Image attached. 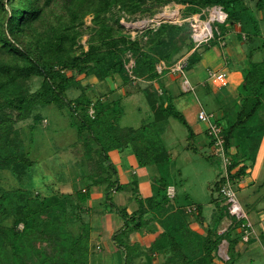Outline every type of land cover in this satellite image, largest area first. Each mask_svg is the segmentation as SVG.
<instances>
[{
  "label": "trees",
  "instance_id": "obj_1",
  "mask_svg": "<svg viewBox=\"0 0 264 264\" xmlns=\"http://www.w3.org/2000/svg\"><path fill=\"white\" fill-rule=\"evenodd\" d=\"M182 1L191 6L184 13L185 18L201 13L207 7L222 6L228 13L222 34L225 36L240 24L238 39L258 43L254 50L263 52L258 61L251 53L244 66L236 117L230 118L229 112H226L224 118L228 123L223 128L224 148L232 160L228 169L229 180L238 191L248 169L254 165L251 163L258 152L257 139L264 136V120L260 116L264 91L261 20L247 0ZM166 2L158 0L156 4L160 6ZM115 7L131 14H153L156 10L155 5L146 7L141 0H0V51L24 63L21 66L0 61V168L11 170L19 179L27 175L34 161L20 151L17 144L20 134L15 124L28 118L40 106L52 104L70 110L71 116L77 120L73 125L76 126L87 159H97V168L87 178L91 181L89 186L74 194L57 191L43 196L16 189L14 193L0 197V264H6L9 250L12 255L8 259H12V264H90L91 256L95 253L91 235L97 227L85 215L92 212L88 206L92 186L105 187V208L123 221L122 227L112 236V242L124 255L123 264H135L142 255L147 260L139 264H151L154 253L166 257L164 264H214L223 241L229 244V264H234L236 246L243 242L241 236H235L234 232L244 221L230 217L220 193L221 186L228 182L222 177L224 172L220 173L215 183L218 198H213L212 204L216 205L217 212L211 224L205 228L204 237L190 228L191 222L201 226L205 224L204 206L196 203L189 206V215L184 218L175 210V219L165 223L164 231L156 235L146 252L140 253L139 245L130 242L131 234L142 231L157 219V215L147 219L150 211L159 213L163 207L175 202L177 187L164 177L156 178L158 187L153 188V196L144 202L140 200L138 211L130 214L127 208L118 206L111 199V194L120 191L123 185L109 153L132 149L142 168L169 163V153L161 145L154 148L150 145L151 135L146 132L145 126L138 130H122L119 126L121 101L106 103L100 99L94 102L85 93L76 99H68L67 92L79 82L74 75L68 76L66 72L95 73L102 80L119 76L124 84H131L134 78L128 73L124 61L125 55L130 52L135 59L134 76L152 83L161 78L156 69L160 60L171 65L187 49L192 51L188 59L190 68L200 63L202 50L193 51L194 44H188L191 39L189 23L164 24L158 31H151L147 34L150 44L147 51L143 49L141 40H131L126 35L116 37L119 29L109 23L108 17ZM256 8L264 12V0H258ZM89 15L93 16L97 29H92L95 32L88 50H85L79 38L84 33V21ZM51 20L60 26L48 25ZM38 24L50 26V33H40ZM211 45L204 46V49H209ZM34 78L42 80L41 87L32 93L24 92L21 83ZM143 91L155 113L156 122L177 119L188 128L189 137H194L192 128L183 113L175 107L172 97L167 95V100H159L151 87ZM34 118L36 121L42 120L37 113ZM260 118L261 121L258 120ZM206 133L210 139L207 130ZM12 135L14 139H11ZM213 144L210 140L209 146L213 148ZM232 148L236 151L230 154ZM170 187H175L173 197L168 194ZM226 216L231 218L232 223L220 234L219 227ZM10 219H13L11 226L6 224ZM20 225H23V229H19Z\"/></svg>",
  "mask_w": 264,
  "mask_h": 264
},
{
  "label": "rangeland",
  "instance_id": "obj_2",
  "mask_svg": "<svg viewBox=\"0 0 264 264\" xmlns=\"http://www.w3.org/2000/svg\"><path fill=\"white\" fill-rule=\"evenodd\" d=\"M141 1L146 3V7H154L155 5L156 10L154 13L149 14L138 12L136 14H131L124 10L122 11L120 7H115L112 12L108 14V17L109 23L119 29L116 37L126 35L131 40H141L143 49L147 51L150 46L147 38L149 33L151 31H158V29L164 24L177 25L180 22L177 23L175 20L171 22L172 20L168 18V14L174 12L175 14H178V17L182 16V18H185L184 13H186L187 9L191 6L184 3L182 0H166L167 2L160 6L156 4L158 0ZM247 2L248 5L255 10L264 29V15H262V12L256 8L258 0H247ZM204 9H202V11ZM117 19L119 20L118 23ZM54 20L48 22V25L59 27L60 25L56 24ZM161 21L166 23H162L158 28V24ZM50 26H47L46 24L43 26L39 24L37 25L38 31L47 35L50 33ZM214 26H218L220 29L223 28V25L220 24H214ZM92 29L94 30L97 28L93 22V16L89 15L84 21V33L79 38V43L85 50H88L91 36L93 35V32H95ZM238 31H241V27L238 29L236 26L235 28L230 29V33H238ZM245 41L247 42L248 40ZM254 43L258 44L256 42ZM245 45L247 48H252L251 43ZM253 47L255 46L253 45ZM204 48L205 47L202 46L200 49L204 51ZM191 53L192 51L189 52L187 49H184L183 52L179 54L180 58L177 57V61L184 59L188 62ZM254 57L256 58V56ZM0 61L10 64L16 63L21 66L24 65V63L16 61L9 54H4L1 51ZM124 61L128 73L134 78L133 83L131 84H124L119 76L115 79L107 78L102 80L95 73L89 74L83 72L80 74L76 71H67L66 73L68 76L74 75L77 82H79V84H74L67 92L68 99H76L82 93H85L94 102L100 99L106 103L118 100L121 101L119 126L122 130L129 128L138 130L142 126H145L147 129L146 132L151 135L149 138L151 140L150 145L153 146V148L155 145H161L163 148L170 151L169 157L171 161L169 163L162 166L153 165L147 167L150 173L149 176L151 178L152 188H156V185L158 187V183H156L155 180L156 178L160 179L161 177H164L169 182L174 183L177 187L178 195L175 200L176 212L179 211V215L184 218L189 215L187 213L189 206L196 203L202 204L204 206V217L211 224L212 217L215 214L212 199L218 198V192L214 190V187L216 181L219 179L220 173L224 171L222 157L215 154V149L208 145L207 140L210 141V139H207L204 134H198V137H195V139L194 137L190 138L188 128L179 120L169 118L166 121L159 123L156 122L155 113L143 90L151 87L155 92V96L159 100H167V95L170 96L171 93L168 94L165 92L166 95L162 96L163 94H160L162 92L158 90L156 85L158 80L150 83L142 81L134 76L132 67L135 65V59L132 57V53L128 52L125 55ZM161 62L162 61L160 60L156 69H158ZM230 69L232 70V67H230ZM185 71L190 82L194 85H198L200 82L206 81V79L208 80L209 78V73L206 72V68L200 63L191 66L190 68L187 66ZM161 75H166L167 78L169 77L167 81L171 82L173 80L174 87H176V91H178L183 80L181 74L177 75L170 70H166ZM208 81L207 83H209ZM41 84V79L34 78L21 83V87L24 92L32 93L37 91L41 87ZM161 86H164V84ZM199 87L200 86L196 87L194 93H184L181 98V103H187L191 106V109L196 116L192 121L189 120L188 124L191 125L192 129L198 130L197 128H201L202 130L205 123L198 119V112L201 107V109L213 113L215 115L214 120L224 128L228 123L226 119L220 118L222 109L225 108V112H229L230 118L236 117L240 101L229 96L226 98H218L216 94L217 92L209 91L210 93H207L205 88ZM114 92H117L115 96H113ZM175 96V93L172 94V99L176 98ZM196 98H198L199 102H197L198 100H196ZM262 101L263 106L261 108L260 116L264 120V91ZM181 107L177 108L181 109ZM36 113L42 117V120H35L34 117ZM15 115L16 114H14V117ZM258 120L261 121V118ZM76 122L77 120L71 116V112L67 107L59 108L55 104L40 106L28 118L18 120L15 124V129H17L20 134V139L17 142L19 145L18 147H20L22 153L28 154L30 159L34 161V165L30 168L27 175L23 176L21 179L17 178L11 170L0 168V197L4 194L14 193L16 189L26 190L32 195L41 194L43 196L49 195V193L53 192L57 193V191H63L65 193L66 191L74 190L75 184L80 185L81 181L90 183L91 181L87 178L93 174L97 168V159H87L82 143L79 141L76 126L73 125ZM14 138L15 136L12 135L11 139ZM257 141L259 143L261 142L258 139ZM128 150L133 152L132 149ZM12 151H14L13 147ZM255 162L258 164L260 162V157L256 156L251 164H255ZM134 188L136 189L137 187L132 184L123 185V188L120 191L111 194V199L118 206L129 209L131 204L133 205V202L136 201L137 203H140L139 201L142 199L141 196L143 195V190L139 191L138 188L134 190ZM242 190L243 188H239L238 190L241 202H243L242 197L244 194L241 192ZM144 199L141 201L144 202ZM101 205H103L105 209L106 205L104 201L101 202ZM157 214H159L158 211H150L147 215V219ZM85 218L96 226L100 217L87 214L85 215ZM120 220L122 221V219ZM225 222L226 223L220 228V234L224 233L230 227V223H232L230 220ZM260 223L264 227V215L262 216ZM6 224L11 226L13 224V219L8 220ZM252 226L254 232L250 234L249 241L246 242L243 240L244 234L240 227L236 229L238 232H234L235 236L239 235L244 243H249L254 238L253 235L257 234L256 225L253 221ZM19 229H23V225H20ZM94 232L96 238H92V244H97L96 241L99 240L98 234L100 231ZM102 243L103 251H100L99 248H97L95 256H91L90 264H107L108 261L109 263L112 261L110 260L112 257L108 253H104L107 248V241H103ZM228 248V242L223 241L219 248L221 249V252L219 253L218 251V253H216L214 264H229L230 257ZM10 251L11 250H9V253ZM9 253L7 260H5L6 264H12V259H8L11 258L10 255L12 254ZM248 256L253 257V254L248 252L247 255L244 253L237 255L234 264H253V262L254 264H264V248L263 251H260V254L256 255L255 258L257 261L255 260L251 262ZM162 258L164 260L166 259L164 255ZM146 260L147 258L145 256L141 257V259L137 260L135 264H139Z\"/></svg>",
  "mask_w": 264,
  "mask_h": 264
},
{
  "label": "crops",
  "instance_id": "obj_3",
  "mask_svg": "<svg viewBox=\"0 0 264 264\" xmlns=\"http://www.w3.org/2000/svg\"><path fill=\"white\" fill-rule=\"evenodd\" d=\"M262 15H264V12H262ZM260 26L264 38V29L262 27V22L260 23ZM237 34L238 33L236 32L230 33L229 31L225 35L226 43H227L225 47H220L219 42H212L211 43L212 45L209 46L210 47L209 49L206 50L204 49V51H202V59L200 61V64L206 68V72H209L210 70H215L226 73L227 77L229 78L228 86L225 88H217L206 79V81H202L198 85H194L191 83L195 87V89L196 87L200 86L199 88L201 87L205 88L207 93L217 92L216 94L218 98L221 97L226 98L227 96H229L232 98L233 97L236 98V100H239L238 97L239 87L244 81L243 71L247 60L249 59L251 53H254V56H256V58L254 57V60L256 61L260 60L263 56V52L261 50H254L257 46V44L255 43H252V48H251L252 50L250 48H247L245 44L248 45L249 43L246 42L245 40L238 39ZM253 45L255 47H253ZM230 67H232V70L230 69ZM166 75L164 76L161 75V78L157 82L156 85L158 87V90L162 92L160 94H165V92H167L168 94L171 93L170 97H172V94L175 93L176 98L173 99V103L175 104V107L177 106L179 108L183 105L181 109L177 107L176 108L183 113V115L185 116V118L189 123V120L192 121L194 118H196V116L195 113L192 111L191 106H189L187 103L185 104L181 103L182 95L185 93L182 88L183 80L181 82V87H179L178 91H176L177 88L174 87L173 84L174 81L173 80L171 82L167 81L169 77L167 78ZM207 81L209 83H207ZM162 84H164V86H161ZM116 94L117 92H114L113 96H115ZM196 100H198V98H196ZM197 102H199V100ZM223 109L222 112L220 113V118H225L226 116L225 108ZM197 129L198 130L192 129L194 132V139L195 137H198V134L200 133L204 134L208 139L206 133L207 130L206 125H204L202 130L201 128L200 129L197 128ZM260 141L261 142L259 143V148L256 155L257 157H260V162L258 164H256L255 162V164L248 169L247 175L240 183V188H243L241 192L244 193L242 197L243 200L242 204L246 207L250 215V219L256 225L257 234L253 235L254 238L249 243H243L240 241L236 246V251H237V255H241L242 253L247 255L248 252H250V254H253L254 259L252 256H248L251 262L256 260L255 258L256 255L260 254V251H263L264 248V227L260 223V220L264 215V136L260 139ZM207 142L209 145L208 140ZM235 151L236 150L232 148L231 153H234ZM168 153L170 154V151H168ZM110 157L112 162L114 163V165H116L118 169L119 180L121 185L132 184L135 187H137L139 191L143 190V195L141 196L142 199H140L142 201L144 198H145L144 201H146L148 198L153 196L154 191L152 188L151 178L149 176L150 175L149 170L147 168L140 167L134 152L130 150H126L122 152L113 150L110 152ZM88 186L89 183L85 181H81L80 185L75 184L74 190L66 191L65 194L67 193L74 194L75 192L81 189H86ZM61 192L64 193L63 191ZM90 194H91V198L88 201V206L89 208L92 209L90 216L94 215L100 217L99 222L96 225L97 228L95 229V231L97 232L100 231V233L98 234L99 240L96 241L97 244L96 243L93 244L95 253H93L92 255L95 256V254L97 253V248H99L100 251H103L102 242L107 241L106 243L107 248L106 250L104 249L105 250L104 253H108L112 257L110 259L112 261H110V263L108 261L107 264H123L124 255L122 251L116 248V246L112 242L113 234L120 227H122L123 221H121L119 216H117L116 214L109 213L107 209L106 208L104 209L103 205H101V202L103 201L105 194L104 186H92L90 188ZM139 205L140 203H137L136 201L133 202V205L131 204V207L128 209V212L130 214L137 212L139 209ZM175 206L176 203L172 201L170 205L163 207V209L159 212V214H157V219H155L151 224L146 226L142 231L131 234L130 242L132 244L139 245L140 253L142 251L146 252L148 247L150 248L153 241L156 239V235L164 231V225L167 221H171L175 219L173 217L174 216L173 213L175 212L176 209ZM214 212H217V208L215 204H214ZM228 220L232 222L229 216H226L223 219L219 227V232H220V228L226 223L225 221L228 222ZM209 224L210 223L205 218L204 226H201L200 224L195 222H191L190 228L198 235L204 237L206 235L205 228ZM93 232H92V238H96V236L94 235L95 232L94 233ZM236 232H238V230H236ZM142 257L144 256L142 255ZM162 257H163L162 255L154 253L151 258V264H164L165 260Z\"/></svg>",
  "mask_w": 264,
  "mask_h": 264
},
{
  "label": "built area",
  "instance_id": "obj_4",
  "mask_svg": "<svg viewBox=\"0 0 264 264\" xmlns=\"http://www.w3.org/2000/svg\"><path fill=\"white\" fill-rule=\"evenodd\" d=\"M168 18L175 20L177 25H182L184 23H189L191 27V40L194 44V49H200L202 46L210 45L213 41L217 40L220 47L226 46V38L222 34V30L214 24L225 25L228 21V13L223 9L222 6L216 5L212 7H207L201 13H195L187 18L178 17V14L171 12L168 14ZM162 23L159 22L158 28ZM238 29L240 24L237 25ZM238 33H241V31ZM244 39H246L245 34H243ZM188 62L184 59H180L172 65H168L165 61H162L158 67V73L162 74L166 70H170L173 73L181 74L183 76L182 88L185 93H194L196 91L195 87L191 84L189 78L186 75V67ZM133 68V67H132ZM209 82L217 88H225L228 86V77L224 72L213 71L209 72ZM90 113L93 115L94 111L91 109ZM215 115L209 113L204 109H200L198 112V119L205 123L207 126V132L209 133L210 140L213 141V149H215V154L222 157L224 162V174L222 177L226 178L228 181L221 186L220 193L225 200V204L228 206L229 215L231 218H236L238 221H244L239 227L244 234L243 240L249 241L250 234L254 232L252 221L250 219L249 213L245 206L242 204L238 191L236 190L234 184L229 180V167L232 165V160L224 148V136L223 127L214 120ZM231 154V152H229ZM174 188L170 187L168 194L174 196ZM221 249L219 250V253Z\"/></svg>",
  "mask_w": 264,
  "mask_h": 264
},
{
  "label": "water",
  "instance_id": "obj_5",
  "mask_svg": "<svg viewBox=\"0 0 264 264\" xmlns=\"http://www.w3.org/2000/svg\"><path fill=\"white\" fill-rule=\"evenodd\" d=\"M191 43H192V40H191V39H189V40H188V44H191Z\"/></svg>",
  "mask_w": 264,
  "mask_h": 264
}]
</instances>
